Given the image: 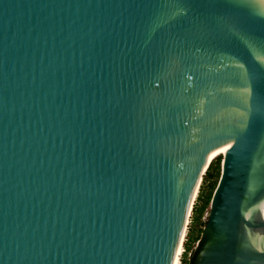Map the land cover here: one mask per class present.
I'll list each match as a JSON object with an SVG mask.
<instances>
[{
    "label": "water",
    "instance_id": "1",
    "mask_svg": "<svg viewBox=\"0 0 264 264\" xmlns=\"http://www.w3.org/2000/svg\"><path fill=\"white\" fill-rule=\"evenodd\" d=\"M225 139L188 264H264V0H0V264H176Z\"/></svg>",
    "mask_w": 264,
    "mask_h": 264
},
{
    "label": "trees",
    "instance_id": "2",
    "mask_svg": "<svg viewBox=\"0 0 264 264\" xmlns=\"http://www.w3.org/2000/svg\"><path fill=\"white\" fill-rule=\"evenodd\" d=\"M221 158V154L215 156L203 174L191 209L179 264L189 263L194 246L206 222L211 197L220 177Z\"/></svg>",
    "mask_w": 264,
    "mask_h": 264
},
{
    "label": "bare ground",
    "instance_id": "3",
    "mask_svg": "<svg viewBox=\"0 0 264 264\" xmlns=\"http://www.w3.org/2000/svg\"><path fill=\"white\" fill-rule=\"evenodd\" d=\"M225 142H226V139L223 140V141H221V142H219V143L215 146V148L212 149V151L210 152V154H209V156H208V159H207L206 163L209 162L210 160H212V158H214V157L217 156L218 154H223V153H224ZM205 166H206V164H205ZM205 166H204V168H205ZM204 168H203V169H204ZM200 182H201V176L199 177V179H198V181H197V185H196V189H195V192H194L193 200H194V198H195V196H196V192H197V190H198V186H199ZM193 200H192V202H193ZM191 205H192V203H191ZM191 211H192V210H191V207H190V211H189V215H188V219H187V223H186V227H185L184 238H185V234H186L187 225H188V222H189V217H190ZM184 238H183V241H184ZM183 241H182L181 247H180L179 252H178V256H177V260H176V264H179V263H180V255H181V253H182V251H183Z\"/></svg>",
    "mask_w": 264,
    "mask_h": 264
},
{
    "label": "rangeland",
    "instance_id": "4",
    "mask_svg": "<svg viewBox=\"0 0 264 264\" xmlns=\"http://www.w3.org/2000/svg\"><path fill=\"white\" fill-rule=\"evenodd\" d=\"M222 156V155H221ZM195 247V246H194ZM194 250V249H193Z\"/></svg>",
    "mask_w": 264,
    "mask_h": 264
}]
</instances>
